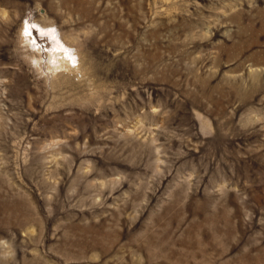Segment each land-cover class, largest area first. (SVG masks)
Instances as JSON below:
<instances>
[{
  "label": "rangeland",
  "instance_id": "rangeland-1",
  "mask_svg": "<svg viewBox=\"0 0 264 264\" xmlns=\"http://www.w3.org/2000/svg\"><path fill=\"white\" fill-rule=\"evenodd\" d=\"M0 264H264V0H0Z\"/></svg>",
  "mask_w": 264,
  "mask_h": 264
}]
</instances>
